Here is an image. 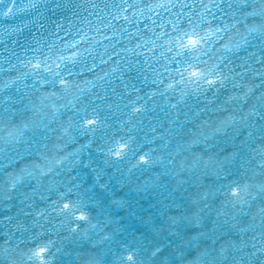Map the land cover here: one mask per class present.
<instances>
[{
    "label": "snow or ice",
    "instance_id": "6c2138e0",
    "mask_svg": "<svg viewBox=\"0 0 264 264\" xmlns=\"http://www.w3.org/2000/svg\"><path fill=\"white\" fill-rule=\"evenodd\" d=\"M0 17L35 27L0 65V264H264V0H0ZM161 189L163 218L126 239L128 193Z\"/></svg>",
    "mask_w": 264,
    "mask_h": 264
},
{
    "label": "water",
    "instance_id": "95a60500",
    "mask_svg": "<svg viewBox=\"0 0 264 264\" xmlns=\"http://www.w3.org/2000/svg\"><path fill=\"white\" fill-rule=\"evenodd\" d=\"M41 11H44L45 15H47V10L41 9ZM25 19L27 20V17ZM53 19H55V17H53ZM17 23H19L18 18H10L8 20H5L4 18L0 17V65H3L5 68L8 67L6 61L9 60V58H11L12 64H16V56H19L21 58L24 57L23 47L26 45V43L31 42L30 36L31 34L35 33V27H32L31 31L25 29L22 34L14 32L13 28ZM17 41H19V43H17ZM30 55L31 53H29V56ZM135 75L136 73H132V76ZM130 83L136 84L137 87H142L145 92L148 91L147 86L143 85L141 81L131 80ZM117 86L118 91L121 90L119 87V83ZM135 95L136 93H133V96ZM141 95H143V93H141ZM144 98L148 99V108L150 109L143 117L144 128L147 129L150 124L156 125L158 121H161L164 123V128L161 129L157 127V131L160 132L166 130L168 127L167 120L170 117L165 116V111H174V109H171L169 106V100L167 98L161 99L157 96L155 102L153 103L150 98ZM112 99H115V97H112ZM171 103H176V99L172 98ZM182 111H187V109L182 108ZM114 118H121V114L119 112L114 113ZM93 159L98 160L99 157L94 153ZM85 171L87 170L85 169L81 171V179L84 178L83 174ZM116 179H119V177H117ZM111 188L118 191V185L115 180L111 185ZM125 191L127 192L128 190L126 189ZM169 191H172L173 197L177 200L179 199V195H185L187 197V193H184L183 191H181L179 195H177L171 185H169ZM128 194L131 201L130 206L128 207V209L120 213L121 222L123 223L124 228L127 229V232L125 234L126 239L136 229L147 231L150 227V225L148 224L149 219L156 221L162 219V214L167 211L165 205L169 204V200L166 199L168 193L163 189L159 191H152L149 193L129 192ZM104 195L107 196V193H104ZM188 202L190 203V199L188 200ZM132 213H136V215L133 216ZM164 227L165 229L167 228V223H165ZM165 234L166 233L164 232L160 233L156 237V239L161 243H166Z\"/></svg>",
    "mask_w": 264,
    "mask_h": 264
}]
</instances>
